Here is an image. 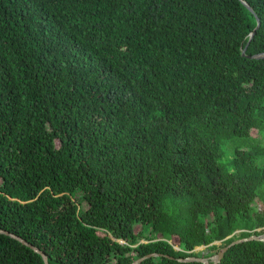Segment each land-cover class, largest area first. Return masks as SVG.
<instances>
[{"label": "trees", "instance_id": "obj_1", "mask_svg": "<svg viewBox=\"0 0 264 264\" xmlns=\"http://www.w3.org/2000/svg\"><path fill=\"white\" fill-rule=\"evenodd\" d=\"M242 1L0 0V230L49 264L264 234V0ZM0 264L45 262L0 233Z\"/></svg>", "mask_w": 264, "mask_h": 264}, {"label": "water", "instance_id": "obj_2", "mask_svg": "<svg viewBox=\"0 0 264 264\" xmlns=\"http://www.w3.org/2000/svg\"><path fill=\"white\" fill-rule=\"evenodd\" d=\"M239 1H242V0H239ZM246 6L248 7V9L251 12H253L251 7H249L248 5H246ZM257 23H258L257 28L252 33L251 39H253L255 37V35L257 34L258 30L260 29L259 21L258 20H257ZM246 51H247V48L242 53V56L243 57H246ZM263 57H264V55H261V56L253 57L251 59H259V58H263ZM236 232H241V231H236ZM0 233L1 234H5L7 236H10L11 238L17 240L22 245H25V246L31 248L34 252H36L37 254H39L40 256L43 257L45 264H49L48 257L46 256V254H44V252L39 251L38 249H36L33 246L29 245L27 242H25L23 239H21L20 237L16 236L15 234H12L10 232H6V231H3V230H0ZM247 241H260V242H264V234H261V235H251L248 238H243V239L235 240V241L231 242L230 244H228L227 246H224L216 255H214V256H212L210 258L187 257L185 259H177V261L180 262V263H184V262H196V263H201V264H218V263L221 262V259L223 258L224 254L226 253V251L229 248H231V247H233V246H235L237 244H241V243L247 242ZM198 248H201V247H198ZM160 257H161L160 255H156V254L155 255H150V256H147L145 258H142V259L137 260L133 264H142V263H144L147 260H150V259H153V258H160ZM171 259H173V258H171Z\"/></svg>", "mask_w": 264, "mask_h": 264}, {"label": "rangeland", "instance_id": "obj_3", "mask_svg": "<svg viewBox=\"0 0 264 264\" xmlns=\"http://www.w3.org/2000/svg\"><path fill=\"white\" fill-rule=\"evenodd\" d=\"M253 137L255 138H259L258 134L256 131L253 132ZM135 232L138 233L139 232V227L135 228ZM239 232H236L235 234L237 235ZM220 242L217 243V245H219ZM207 247H201V248H196L194 251L195 252H202L203 254H206L207 253V250H206Z\"/></svg>", "mask_w": 264, "mask_h": 264}]
</instances>
